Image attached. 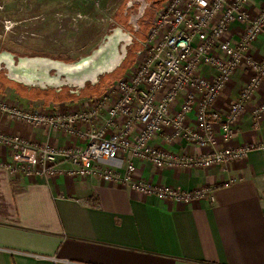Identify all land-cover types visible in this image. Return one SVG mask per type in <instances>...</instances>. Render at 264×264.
<instances>
[{
	"label": "crops",
	"instance_id": "crops-1",
	"mask_svg": "<svg viewBox=\"0 0 264 264\" xmlns=\"http://www.w3.org/2000/svg\"><path fill=\"white\" fill-rule=\"evenodd\" d=\"M166 2L160 0L157 9ZM263 8L264 0L247 3L252 16ZM244 31L245 23L235 21L228 38L238 43ZM251 53L258 59L264 56V33L253 43ZM135 65L120 70L118 79L103 86L101 94L121 78L130 79ZM199 72L213 78L217 70L201 65ZM254 72L243 61L215 109L225 115ZM1 83L5 89H0V100H9L19 89ZM63 86H56V91L55 86L42 87L41 92L48 96L29 94L20 105L26 111L55 107L77 110L97 97L91 89L84 93L72 87L63 90ZM62 90L67 92L63 94ZM263 101L264 83L235 124L232 145L264 144V120L256 121L252 116L253 107ZM107 111L108 106L95 121L97 124L104 123ZM189 122L196 124L195 112L190 114ZM121 123L119 119L110 126L108 134L117 131ZM88 127L81 123L77 133L70 134L13 119L0 110V131L18 133L38 144L85 146L82 134ZM141 129L137 124L132 137ZM152 143L175 155H198L215 148L192 143L175 134L170 126ZM219 144L221 147L222 142ZM120 157L124 163L110 162L117 165L120 176L125 174L127 163L134 161L138 178L189 191L213 187L214 199L206 196L177 204L134 190L120 179L105 180L99 174H13L4 166L11 160L10 149L0 143V264H264L263 150L254 149L243 159L210 167L157 166L126 152ZM61 163L64 170L70 167L68 162Z\"/></svg>",
	"mask_w": 264,
	"mask_h": 264
},
{
	"label": "built area",
	"instance_id": "built-area-1",
	"mask_svg": "<svg viewBox=\"0 0 264 264\" xmlns=\"http://www.w3.org/2000/svg\"><path fill=\"white\" fill-rule=\"evenodd\" d=\"M248 2L167 0L156 11L145 40L148 52L144 57L141 54L131 78H121L108 92L93 97L85 108L26 111L21 105L0 102V110L32 125L75 134L79 124H89L82 134L86 139L82 147L38 144L18 133L0 131V143L11 152V160L4 166L13 174H99L105 180L120 179L134 190L177 204L206 196L214 199L213 187L189 191L155 185L138 178L134 161L127 163L122 176L117 165L110 162L124 163L120 155L126 152L157 166L210 167L243 159L254 149L264 152L262 143L232 145L235 124L264 83V56L258 59L251 53L253 43L264 33V8L252 16ZM235 21L245 23L238 43L228 38ZM243 61L255 72L223 115L214 105ZM201 65L216 68V75L209 78L201 74ZM107 106L105 121L99 125L95 121ZM192 112L196 113L195 125L189 122ZM252 116L256 121L264 120V101L253 107ZM119 119L120 128L108 134L109 127ZM137 124L142 129L133 138ZM168 126L192 143L215 148L198 155L168 153L152 143ZM220 142L222 146L218 147ZM61 162H68L70 167L64 170Z\"/></svg>",
	"mask_w": 264,
	"mask_h": 264
},
{
	"label": "rangeland",
	"instance_id": "rangeland-1",
	"mask_svg": "<svg viewBox=\"0 0 264 264\" xmlns=\"http://www.w3.org/2000/svg\"><path fill=\"white\" fill-rule=\"evenodd\" d=\"M126 2L128 5L131 0H0V57L4 54L13 55L18 62L25 56H40L73 63L93 54L105 43L109 34L120 28L133 36V40L132 43L130 41L120 43V52L126 49L127 44V54L115 72L104 73L97 82L87 81L83 87L71 84L63 86V90L72 87L84 93L91 89L93 95L98 96L105 88L103 86L112 82L111 79L113 81L118 79L116 77L122 72L120 70H126L127 67L140 62L141 54H144V57L148 52L145 40L156 13L154 16V12L151 15L146 14L139 30L135 22L131 28L122 18ZM158 3L160 4V0L155 2L154 11L158 10ZM138 13L137 9L132 10L131 17ZM113 75L116 76L112 78ZM107 78L109 80H106ZM2 81L12 84L15 88L19 86L12 98L9 100L4 98L13 106H19L29 94L35 96L34 94L39 92L42 93L41 96H48V93L45 95L44 91L41 92V84L28 83L12 76L5 62H0V89H5ZM47 86H55L53 88L56 91L57 85ZM66 92L63 91V94Z\"/></svg>",
	"mask_w": 264,
	"mask_h": 264
},
{
	"label": "bare ground",
	"instance_id": "bare-ground-1",
	"mask_svg": "<svg viewBox=\"0 0 264 264\" xmlns=\"http://www.w3.org/2000/svg\"><path fill=\"white\" fill-rule=\"evenodd\" d=\"M128 36V33L117 28L114 33L107 36L105 43L102 44L100 48L96 49L93 54L86 55L73 63H66L60 60L40 56H25L22 57L20 61L16 62L13 55L8 54L2 55L0 57V62L7 63L12 71V76L25 80V82L28 83H39L42 87H46L47 84L59 86L64 82H69L71 84L74 82L75 84L83 85L85 82L84 79H76L73 77L75 72L82 68L84 71H87V75L90 78L89 80L96 81V78L94 77L95 73L99 70L102 71L104 68L111 65V63L105 58L107 47L114 46L119 40ZM99 56L104 57L102 62L98 60ZM120 57L121 55L118 56L117 60ZM52 66L57 67L61 74H68L70 79H66L64 75L60 76L58 72H55L54 76L51 70Z\"/></svg>",
	"mask_w": 264,
	"mask_h": 264
},
{
	"label": "water",
	"instance_id": "water-1",
	"mask_svg": "<svg viewBox=\"0 0 264 264\" xmlns=\"http://www.w3.org/2000/svg\"><path fill=\"white\" fill-rule=\"evenodd\" d=\"M128 4H130V3H128ZM144 12H145V5H143L141 8H140V10H139V13L136 15V16H132L131 17V20L133 21V22H135V24H138V20L141 18V17H143L144 16ZM132 22V23H133ZM132 40H133V36H131L130 34H129V36L128 37H126V38H123L122 40H119L114 46H108L107 47V49H106V54H105V58L107 59V61L108 62H110L111 63V65L109 66V67H106V68H104L102 71L101 70H99V71H97L96 73H95V78H96V81H92V80H89L90 78L88 77V75H87V71H84L82 68L78 71H76L75 72V74L73 75V77L74 78H76V79H84V83H83V85H80V84H75L74 82H73V84H71V83H69V82H64L62 85H64V84H71V85H76V86H81V87H83V86H85L86 85V82L87 81H91V82H97L98 81V79H99V77H100V75H102V74H104V73H107V72H112V71H114L116 68H118V66H120L121 65V63H122V61L125 59V57H126V54H127V44L125 45V50L123 51V52H120L119 51V45H120V43L121 42H125V41H130L131 43H132ZM129 42V43H130ZM118 54V55H117ZM119 55H121V57L117 60V58H118V56ZM103 59H104V57H100L99 56V58H98V60L99 61H103ZM20 61V60H19ZM9 70H10V68H9ZM51 70H54L55 72H58L59 73V75L60 76H63L64 75V77L66 78V79H70V77H69V75L68 74H66V73H62L61 74V72H60V70L57 68V67H55V66H52L51 67ZM10 72L12 73V71L10 70ZM54 76H55V73H54ZM17 78V77H16ZM64 78V79H65Z\"/></svg>",
	"mask_w": 264,
	"mask_h": 264
},
{
	"label": "flooded vegetation",
	"instance_id": "flooded-vegetation-1",
	"mask_svg": "<svg viewBox=\"0 0 264 264\" xmlns=\"http://www.w3.org/2000/svg\"><path fill=\"white\" fill-rule=\"evenodd\" d=\"M129 1V0H128ZM157 0H131L130 4H128V9L125 13L124 16H122V18H124L125 22L131 26H133V21L131 20V15H132V10L137 9L138 11L140 10V8L145 5V12H144V16L146 14H154L156 13V11H154L156 8H154V4ZM153 9V10H152ZM149 11V12H148ZM130 12V18L128 17V13ZM137 15V14H135ZM144 16L138 20V30L140 29V27L142 26L143 23V18Z\"/></svg>",
	"mask_w": 264,
	"mask_h": 264
},
{
	"label": "trees",
	"instance_id": "trees-1",
	"mask_svg": "<svg viewBox=\"0 0 264 264\" xmlns=\"http://www.w3.org/2000/svg\"><path fill=\"white\" fill-rule=\"evenodd\" d=\"M150 15H151V14H150ZM150 15H149V18H150ZM154 15H155V14H153V16H154ZM146 16H147V15H145V17H146ZM145 17H144V18H145ZM144 18H143V22H144ZM150 20H151V18H150ZM123 21H125V20L123 19ZM145 21H148V20H145ZM148 23H149V22H148ZM124 26H125V25H124ZM128 26H131V25L128 24ZM131 28H132V26H131ZM143 29H144V28H143ZM141 35H142V32H141ZM114 72H115V71H114ZM116 75H117V74H116ZM116 75H113L112 78H114ZM106 80H109V79L107 78ZM106 80H105V81H106ZM111 80H112V79H111ZM112 81H113V80H112ZM88 90H89V89H88Z\"/></svg>",
	"mask_w": 264,
	"mask_h": 264
}]
</instances>
